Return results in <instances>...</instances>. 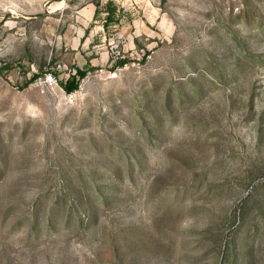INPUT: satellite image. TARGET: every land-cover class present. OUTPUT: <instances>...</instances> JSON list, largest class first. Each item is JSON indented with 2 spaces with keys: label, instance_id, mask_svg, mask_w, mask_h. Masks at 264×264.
I'll list each match as a JSON object with an SVG mask.
<instances>
[{
  "label": "rangeland",
  "instance_id": "obj_1",
  "mask_svg": "<svg viewBox=\"0 0 264 264\" xmlns=\"http://www.w3.org/2000/svg\"><path fill=\"white\" fill-rule=\"evenodd\" d=\"M0 264H264V0H0Z\"/></svg>",
  "mask_w": 264,
  "mask_h": 264
},
{
  "label": "trees",
  "instance_id": "obj_2",
  "mask_svg": "<svg viewBox=\"0 0 264 264\" xmlns=\"http://www.w3.org/2000/svg\"><path fill=\"white\" fill-rule=\"evenodd\" d=\"M122 62H119L118 64L121 65ZM77 75L80 77L81 74L77 72ZM37 75H33L29 81H33L36 78ZM72 80V79H71ZM64 92H70L73 91L76 88V85L72 83L71 81H67L65 84L61 85Z\"/></svg>",
  "mask_w": 264,
  "mask_h": 264
}]
</instances>
